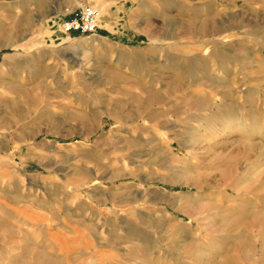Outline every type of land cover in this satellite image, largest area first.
<instances>
[{
  "label": "rangeland",
  "instance_id": "obj_1",
  "mask_svg": "<svg viewBox=\"0 0 264 264\" xmlns=\"http://www.w3.org/2000/svg\"><path fill=\"white\" fill-rule=\"evenodd\" d=\"M0 264H264V0H0Z\"/></svg>",
  "mask_w": 264,
  "mask_h": 264
},
{
  "label": "built area",
  "instance_id": "obj_2",
  "mask_svg": "<svg viewBox=\"0 0 264 264\" xmlns=\"http://www.w3.org/2000/svg\"><path fill=\"white\" fill-rule=\"evenodd\" d=\"M98 13L92 6H79L60 23L64 34L93 35L97 29Z\"/></svg>",
  "mask_w": 264,
  "mask_h": 264
},
{
  "label": "bare ground",
  "instance_id": "obj_3",
  "mask_svg": "<svg viewBox=\"0 0 264 264\" xmlns=\"http://www.w3.org/2000/svg\"><path fill=\"white\" fill-rule=\"evenodd\" d=\"M250 148V147H249ZM260 235V234H259Z\"/></svg>",
  "mask_w": 264,
  "mask_h": 264
}]
</instances>
